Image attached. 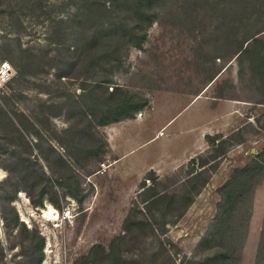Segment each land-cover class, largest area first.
Masks as SVG:
<instances>
[{"label":"rangeland","instance_id":"obj_1","mask_svg":"<svg viewBox=\"0 0 264 264\" xmlns=\"http://www.w3.org/2000/svg\"><path fill=\"white\" fill-rule=\"evenodd\" d=\"M136 1L0 0V264H264V0Z\"/></svg>","mask_w":264,"mask_h":264},{"label":"crops","instance_id":"obj_2","mask_svg":"<svg viewBox=\"0 0 264 264\" xmlns=\"http://www.w3.org/2000/svg\"><path fill=\"white\" fill-rule=\"evenodd\" d=\"M139 117V116H138ZM139 121V119H133V120H128L127 122L128 123H132V124H129L130 126H131V128H132V130H133V133H131L130 135H128V134H126V138H127V140H126V142H127V144H129V147H130V149H131V151L132 152H134V150L136 149H139V148H142V147H144L146 144H148L150 141H152V140H155V139H157L158 137H157V134H158V132L156 133V136L155 137H153L152 139H141V138H143L144 137V135L143 134H141V133H143V131H142V123L141 122H138ZM173 121H169L164 127H163V129L165 128L166 130L167 129H169V126H170V124L172 123ZM126 123V122H125ZM186 128V127H185ZM190 128H192V127H190ZM187 129H184L183 131H180V132H184V133H186V132H188V131H186ZM192 129H189V131H191ZM145 132H146V130H145ZM116 134L117 133H120V132H115ZM114 132L113 133H111V137L112 136H116V135H114L115 134ZM147 133V132H146ZM189 136H190V140H189V146H190V148H191V150L190 149H188L189 150V156H184V157H181V158H179V160L177 159V158H174V159H166V161L164 162L167 166H169V168L170 169H173V168H177V167H180V166H182V165H184L185 163H187L191 158H192V156H194L195 155V153L192 151L193 149H195V148H197V141H196V135L194 136V140L192 141V133H189ZM192 136V137H191ZM194 147V148H193ZM184 147L182 146V148L181 149H183ZM193 148V149H192ZM185 153V152H184ZM194 154V155H193ZM127 156L126 155H124V156H122V157H120L119 158V162L122 160V159H124V158H126ZM153 162H155V164L154 165H151V166H149V169H152L153 171H160L158 168H160L159 166H160V163H161V161L160 160H158V161H153ZM158 165V166H157Z\"/></svg>","mask_w":264,"mask_h":264},{"label":"trees","instance_id":"obj_3","mask_svg":"<svg viewBox=\"0 0 264 264\" xmlns=\"http://www.w3.org/2000/svg\"><path fill=\"white\" fill-rule=\"evenodd\" d=\"M115 2H116V0H115ZM141 5H143L142 4V0H137L136 1V9L138 10V12L139 13H143V8L141 7ZM104 13H106V12H104ZM103 23L104 24H106V20L104 19L103 20ZM138 27H135L134 29H132L131 31L129 30V29H127L126 31L128 32V34H130V36H135V30L137 29ZM128 34H126V37H128L129 35ZM135 38V37H134ZM107 53H114V55L116 56V54H115V51L114 52H111V51H109V52H107ZM144 108V107H143ZM139 110H140V108H138ZM142 109V108H141ZM119 121H121V120H119ZM118 122V121H117ZM213 139V138H212ZM213 140H215V139H213ZM244 189L240 186V185H236V186H233V187H231V195L229 196V200H228V197H227V204L225 205L226 207L224 208V214L225 215H232L234 212L232 211V209H233V206L235 205L234 204V202H233V200H235L236 198L237 199H239L240 197H242L244 194ZM32 203L36 206V207H42L43 206V204L41 203V204H39V202H36V201H32ZM234 204V205H233ZM4 226H5V223H4ZM39 239L40 240H42V238L41 237H39ZM43 246H44V242H42V245H41V247H40V259L38 260V264H42V258H43ZM30 260V259H29Z\"/></svg>","mask_w":264,"mask_h":264},{"label":"built area","instance_id":"obj_4","mask_svg":"<svg viewBox=\"0 0 264 264\" xmlns=\"http://www.w3.org/2000/svg\"><path fill=\"white\" fill-rule=\"evenodd\" d=\"M15 75L16 71L9 62L0 63V87L7 84Z\"/></svg>","mask_w":264,"mask_h":264},{"label":"bare ground","instance_id":"obj_5","mask_svg":"<svg viewBox=\"0 0 264 264\" xmlns=\"http://www.w3.org/2000/svg\"><path fill=\"white\" fill-rule=\"evenodd\" d=\"M44 218L47 220V221H53V222H60L61 220V217H60V214L58 213V211L51 207L50 210H45L44 211Z\"/></svg>","mask_w":264,"mask_h":264},{"label":"water","instance_id":"obj_6","mask_svg":"<svg viewBox=\"0 0 264 264\" xmlns=\"http://www.w3.org/2000/svg\"><path fill=\"white\" fill-rule=\"evenodd\" d=\"M4 221L3 219L0 217V233H1V236L3 237L4 236Z\"/></svg>","mask_w":264,"mask_h":264}]
</instances>
